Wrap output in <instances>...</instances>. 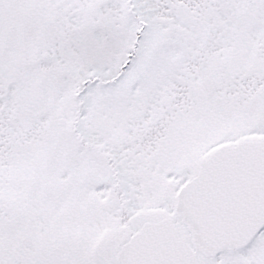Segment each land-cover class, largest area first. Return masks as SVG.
<instances>
[{
    "label": "snow or ice",
    "instance_id": "6c2138e0",
    "mask_svg": "<svg viewBox=\"0 0 264 264\" xmlns=\"http://www.w3.org/2000/svg\"><path fill=\"white\" fill-rule=\"evenodd\" d=\"M0 264H264V0H0Z\"/></svg>",
    "mask_w": 264,
    "mask_h": 264
}]
</instances>
